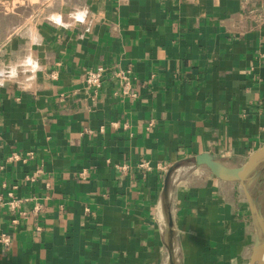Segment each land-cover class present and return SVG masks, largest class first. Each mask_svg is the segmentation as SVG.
<instances>
[{
	"label": "crops",
	"instance_id": "crops-1",
	"mask_svg": "<svg viewBox=\"0 0 264 264\" xmlns=\"http://www.w3.org/2000/svg\"><path fill=\"white\" fill-rule=\"evenodd\" d=\"M45 8L0 20V264H171L173 165L174 264H249L264 214L198 159L233 169L264 146V0Z\"/></svg>",
	"mask_w": 264,
	"mask_h": 264
},
{
	"label": "water",
	"instance_id": "water-1",
	"mask_svg": "<svg viewBox=\"0 0 264 264\" xmlns=\"http://www.w3.org/2000/svg\"><path fill=\"white\" fill-rule=\"evenodd\" d=\"M260 158H264V146L263 148L254 152L249 157L247 162L238 168H233V169L224 168L218 162L214 161L209 155L201 156L198 159V161L199 163L206 164L210 168L212 173L217 177L223 180L240 182L250 209L256 214L258 220L263 224V215L261 211L258 209V207H256V205L254 204L252 195L247 185V182L249 180V174L252 172V170L254 169L255 165L258 162V159ZM176 166L177 165H173L168 170L165 176L164 187H163V201L166 208L168 225L170 228V234L168 238V249H169V257L171 264H174V252H173V232H172L173 222L169 207V183L172 172L175 170ZM263 259H264V239L261 243L256 244L249 264H262Z\"/></svg>",
	"mask_w": 264,
	"mask_h": 264
},
{
	"label": "rangeland",
	"instance_id": "rangeland-1",
	"mask_svg": "<svg viewBox=\"0 0 264 264\" xmlns=\"http://www.w3.org/2000/svg\"><path fill=\"white\" fill-rule=\"evenodd\" d=\"M46 4L47 0H0V20L5 25L11 24L10 21L13 20H17V24H20L21 20H38L44 16ZM255 172L258 174L256 179ZM250 179L251 182L255 179L250 192L264 214V160L249 174L248 182Z\"/></svg>",
	"mask_w": 264,
	"mask_h": 264
},
{
	"label": "built area",
	"instance_id": "built-area-1",
	"mask_svg": "<svg viewBox=\"0 0 264 264\" xmlns=\"http://www.w3.org/2000/svg\"><path fill=\"white\" fill-rule=\"evenodd\" d=\"M121 80H123L122 92L124 94L130 93V83L127 79V76L124 72L118 73ZM105 78V68L103 66H98L96 68H91L86 73V83L88 87L93 89H99L102 85V82ZM12 206H16L14 200L11 202ZM0 240L4 241L6 244L8 243V236L4 233L0 232Z\"/></svg>",
	"mask_w": 264,
	"mask_h": 264
},
{
	"label": "clouds",
	"instance_id": "clouds-1",
	"mask_svg": "<svg viewBox=\"0 0 264 264\" xmlns=\"http://www.w3.org/2000/svg\"><path fill=\"white\" fill-rule=\"evenodd\" d=\"M86 15V12L85 13H80L76 16V19L77 20H80L81 22L83 21L84 19V16Z\"/></svg>",
	"mask_w": 264,
	"mask_h": 264
}]
</instances>
